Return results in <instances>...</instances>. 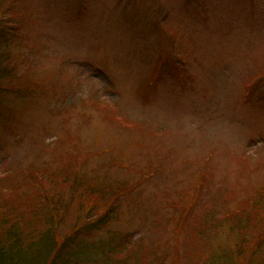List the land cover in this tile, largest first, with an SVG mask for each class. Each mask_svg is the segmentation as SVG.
Masks as SVG:
<instances>
[{
  "label": "rangeland",
  "instance_id": "rangeland-1",
  "mask_svg": "<svg viewBox=\"0 0 264 264\" xmlns=\"http://www.w3.org/2000/svg\"><path fill=\"white\" fill-rule=\"evenodd\" d=\"M10 1L0 24V61L9 60L0 63V199L36 197L26 175L77 151L81 176L123 185L106 222L79 236L113 250L87 257L264 259L263 242L248 260L264 224L240 235L217 215L253 206L264 187V0ZM73 220L39 233L58 245Z\"/></svg>",
  "mask_w": 264,
  "mask_h": 264
},
{
  "label": "trees",
  "instance_id": "trees-1",
  "mask_svg": "<svg viewBox=\"0 0 264 264\" xmlns=\"http://www.w3.org/2000/svg\"><path fill=\"white\" fill-rule=\"evenodd\" d=\"M10 13H12L11 1L0 0L1 25ZM6 61L9 60L3 59L0 63ZM1 74L0 71V76ZM77 159L84 161L76 151L75 154L71 153L54 160V166L58 164L54 168L50 164L28 173L25 177L28 182L25 185L34 186L36 197L22 192L14 193L12 196L15 197L9 199H0V264H108L103 254L102 257L97 258L98 261H95L94 257H87V254L97 249L110 253L113 248L107 242L98 241L97 245L86 244L79 236L82 230L93 231L106 222L117 197L123 192V185L111 186L103 182L89 181L75 169L74 160ZM258 190L256 189L255 192ZM259 193L261 197L253 206L244 203L232 212H229L226 207L218 211L217 215L225 214L221 219L227 220L233 226L235 233L237 231L240 235L252 225L253 220L254 226L262 228L264 187ZM261 205L262 208H260ZM99 207L102 211L98 217L102 219L96 222L89 221ZM253 209H258V213L254 216L245 214ZM72 214L73 224L68 232L64 233L62 243L57 245V242L49 240L51 236L49 237L48 230L39 233L41 228H49L52 232L58 231L64 223V218ZM11 216H14V219ZM253 230L254 234L259 231L254 228ZM226 232L229 233V231ZM261 234L252 237L253 243L260 239L256 244L257 247L250 253L248 259L250 262L260 245H263L264 236ZM247 239L243 238L242 241L249 244L251 240ZM127 246L128 244L124 247ZM120 249L119 246L116 251ZM127 251L129 249H124L122 252ZM240 263V261H232L228 264ZM253 264H264V259Z\"/></svg>",
  "mask_w": 264,
  "mask_h": 264
}]
</instances>
